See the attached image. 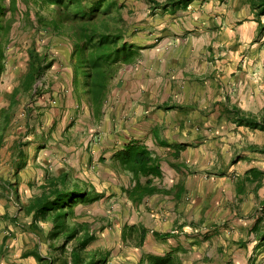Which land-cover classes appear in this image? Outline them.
<instances>
[{
	"label": "crops",
	"instance_id": "1",
	"mask_svg": "<svg viewBox=\"0 0 264 264\" xmlns=\"http://www.w3.org/2000/svg\"><path fill=\"white\" fill-rule=\"evenodd\" d=\"M165 12L176 16L161 35L133 42L139 57L120 69L110 109L105 105L90 130L100 137L93 146L96 183L113 185L109 196L142 212L129 223L140 231L136 244H109L113 264H249V245L264 243L256 230L264 220L263 147L256 138L264 131L238 125L226 112L264 109V45L240 39L238 50L220 53V44L237 38L216 44L215 37L173 36L175 23L184 20L179 10ZM135 142L149 151L159 174L123 168L120 160ZM37 163L29 156L16 174L7 146L0 150V264H40L37 256H45L52 226L39 223V235L27 211L38 194L30 178L41 174ZM121 170L131 175L130 184L121 180ZM128 229L116 227L120 237Z\"/></svg>",
	"mask_w": 264,
	"mask_h": 264
},
{
	"label": "rangeland",
	"instance_id": "2",
	"mask_svg": "<svg viewBox=\"0 0 264 264\" xmlns=\"http://www.w3.org/2000/svg\"><path fill=\"white\" fill-rule=\"evenodd\" d=\"M120 1L125 4V8L120 12L126 21L125 29L129 33L128 40L131 43H136L143 36L161 35L164 24L176 16H171L172 12L156 10L152 7L153 3L150 0ZM157 1L165 2V0ZM5 4L8 9L5 21L10 24L8 32L10 41L5 45L6 69L0 75V128L4 124L1 115L3 110L8 112L10 121L5 130L3 147L7 146L8 153L12 154L14 144L21 142L28 158L29 156L36 158L38 163L33 167L36 170L39 169L37 172L41 174L37 173L34 179H32V174L30 178L33 182L31 183L32 190L38 194L42 192L41 186L47 182L48 178L59 175L62 168L69 169L76 175L73 177L74 180L82 182L90 189L95 186L103 194L102 199L96 202L78 205L76 215L78 219L81 217L89 222L96 233V241L90 248L107 256V264H113L109 244L113 248L117 244L125 247L126 244L130 247L136 244L139 241L140 231L137 230L136 225L131 226L129 223L140 218L142 212L137 204L119 202V199L115 201L109 196L114 186L108 184L105 187L101 186L94 179L96 160L93 159V146L100 141V137L92 135L94 131L90 132V130L97 128V120L103 118L105 105L108 104V109H110V102L107 100L101 117L97 116L94 113L95 110L93 111L86 103L79 107L73 94L74 73L70 62L71 43L57 34L36 30L28 16L25 15L30 7L29 18L36 21L37 11H44L39 9L35 0L29 1V7L21 0H17V10L11 7L10 0H5ZM178 10L177 16L182 17L184 22L180 20V25L175 23L179 29L171 34L173 36L205 37L207 40L215 37L216 44L222 38V41L227 37H232L231 40L237 38L236 43L230 40L232 43H222L218 50L216 48L217 51L225 54L238 50L239 45L243 44L237 42L240 39L247 45L258 43L264 45V34L259 33L258 21L248 0H197L187 9ZM262 20L264 21V15ZM166 34H169L168 31ZM163 38L159 37V41L164 40ZM248 48L246 47L245 50L251 53L252 49ZM31 50H36L41 56L47 55V61H44V65H47L42 76L35 81L30 91L20 89L18 97H12L16 89L19 90L20 86H24V78L31 66ZM261 50L263 52L264 48ZM115 78L109 83V93H111V83ZM256 140H259L264 148V134H259ZM261 153L263 164L264 153ZM121 175L123 182L130 184L133 181L131 175L125 173L124 170H121ZM133 210L138 212V215L134 216ZM141 222L138 221L140 225H142ZM116 227L118 229L128 227L129 229L120 237ZM134 227H137L136 230ZM46 242L48 246L44 252L45 257L54 259L69 256L71 243L66 248V252L60 249L62 241L54 243V247L50 245L51 240H46ZM256 246L255 244L249 245L248 254L251 260L249 264H264V243L258 249ZM54 263L58 264V261Z\"/></svg>",
	"mask_w": 264,
	"mask_h": 264
},
{
	"label": "trees",
	"instance_id": "3",
	"mask_svg": "<svg viewBox=\"0 0 264 264\" xmlns=\"http://www.w3.org/2000/svg\"><path fill=\"white\" fill-rule=\"evenodd\" d=\"M30 0H21L29 7ZM156 10L176 11L187 9L197 0H150ZM258 21L259 33L264 34V0H248ZM11 7L17 10V0H10ZM39 9L37 20H30V7L25 15L38 32L54 33L67 39L72 45L70 62L73 66L74 98L79 107L87 104L94 113L101 117L104 105L108 100L109 83L115 78L120 68L133 63L139 57V50L128 40L125 20L120 11L125 4L120 0H35ZM19 10V9H18ZM8 9L5 0H0V75L6 69V43H9L10 24L6 23ZM31 66L25 76L23 85L16 89L12 97H18L20 89L30 91L35 81L42 76L47 55L41 56L31 50ZM48 65H50L48 63ZM235 117V123L251 129L264 131V109L259 114L233 107L227 112ZM4 124L0 128V150L5 140V130L10 121L6 110L1 113ZM264 153V148L261 149ZM16 174L24 169L28 162V154L21 142H16L12 151ZM121 162L124 169L135 175L159 174L153 166L149 151L139 142L132 143L124 152ZM59 175L48 178L43 184L42 192L33 197L27 206L28 213H33L37 221L39 235H44L39 223H49L52 229L46 234V240L54 243L62 241V251L71 243L69 256L47 258L38 255L40 264H107V256L90 247L96 241V233L92 225L76 215V207L90 204L102 199L103 194L95 186L91 189L82 184L69 169L62 168ZM140 193L143 192L139 187ZM256 225V230L264 235V220ZM53 243V244H52ZM56 249V248H55ZM52 251V250H51ZM67 252V251H66ZM52 254V253H51ZM53 255V254H52ZM160 264H166L160 263Z\"/></svg>",
	"mask_w": 264,
	"mask_h": 264
}]
</instances>
